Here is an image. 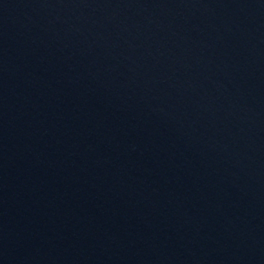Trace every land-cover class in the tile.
<instances>
[{"label": "water", "instance_id": "1", "mask_svg": "<svg viewBox=\"0 0 264 264\" xmlns=\"http://www.w3.org/2000/svg\"><path fill=\"white\" fill-rule=\"evenodd\" d=\"M0 264H264V0H0Z\"/></svg>", "mask_w": 264, "mask_h": 264}]
</instances>
